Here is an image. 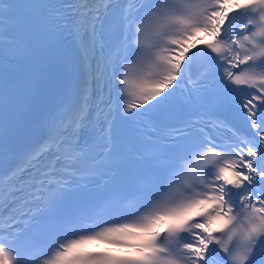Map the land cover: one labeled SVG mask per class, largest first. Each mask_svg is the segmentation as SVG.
<instances>
[{
  "label": "snow or ice",
  "instance_id": "snow-or-ice-1",
  "mask_svg": "<svg viewBox=\"0 0 264 264\" xmlns=\"http://www.w3.org/2000/svg\"><path fill=\"white\" fill-rule=\"evenodd\" d=\"M0 264H264V0H0Z\"/></svg>",
  "mask_w": 264,
  "mask_h": 264
}]
</instances>
